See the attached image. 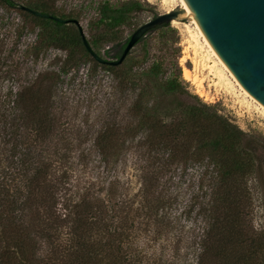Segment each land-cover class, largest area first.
<instances>
[{
    "label": "trees",
    "instance_id": "obj_1",
    "mask_svg": "<svg viewBox=\"0 0 264 264\" xmlns=\"http://www.w3.org/2000/svg\"><path fill=\"white\" fill-rule=\"evenodd\" d=\"M59 1L0 0V6L18 9L32 30L38 28L28 46L33 62L51 48L65 54L55 56L59 69L39 71L0 93V264H148L140 239L175 226L170 181L192 162L206 163L205 176L210 174V191L198 211L206 225L192 237L194 264H264V229L254 225L249 184L256 175L264 188V141L192 94L163 60L145 65L147 51H130L119 65L97 61L71 22L81 14ZM88 3L98 10L92 23L101 33L88 41L99 55L103 43L147 9L141 0ZM129 39L117 44V59ZM85 62L91 70L110 71L116 88L131 95L122 121L107 120L95 130L92 149L98 156L91 168V147L64 137L56 109L64 76ZM130 154L140 155L135 192L119 170L120 158ZM79 169L91 173L80 176Z\"/></svg>",
    "mask_w": 264,
    "mask_h": 264
},
{
    "label": "rangeland",
    "instance_id": "obj_2",
    "mask_svg": "<svg viewBox=\"0 0 264 264\" xmlns=\"http://www.w3.org/2000/svg\"><path fill=\"white\" fill-rule=\"evenodd\" d=\"M141 1L147 9L138 13L130 25L123 26L115 40L103 43L98 49L103 58L116 60L120 47L117 44L124 42L138 27L153 19L155 13L160 15L182 6L181 0ZM88 2L89 0H60L59 5L67 11L81 14L79 21L91 40L93 35H100L101 29L92 23L98 14L96 4ZM26 19L18 9L0 6L1 94L6 93L9 88L16 89L39 71L59 69L60 65L55 63V56H65L60 50L51 48L38 62H33V57L28 54V46L35 42L38 28L32 30ZM194 20L176 19L168 30L152 31L131 50V54L147 51L145 65L157 58L163 60L167 67L180 73L192 94H197L203 101L215 105L221 114L244 131L264 141V109L239 83ZM108 49L110 54H107ZM92 67V63L85 62L80 70L65 75L58 88L56 103L59 130L64 137L70 136L73 140H79L82 147H91L90 168L98 156L92 149L95 130L107 120L122 121L131 97L129 92L123 94L116 88V81L110 71L103 67L91 70ZM186 69L191 71L192 78L198 76L202 83L201 88L193 79L186 78ZM201 90L205 94L201 95ZM139 156L138 154L133 157L130 154L127 160L120 158L121 178L128 182L131 192L140 187ZM206 168V163L192 162L186 169L175 170L170 181L174 196L171 215L177 221L175 226L164 230L161 235L154 233L140 239L146 263L194 264L192 237L206 225V217L198 212L210 191V174L205 176ZM87 173H91L90 169L76 171L80 176ZM249 184L254 198L253 222L257 229H264V188L256 175L251 177Z\"/></svg>",
    "mask_w": 264,
    "mask_h": 264
},
{
    "label": "water",
    "instance_id": "obj_3",
    "mask_svg": "<svg viewBox=\"0 0 264 264\" xmlns=\"http://www.w3.org/2000/svg\"><path fill=\"white\" fill-rule=\"evenodd\" d=\"M209 43L243 88L264 107V0H183ZM33 14L67 20L27 8ZM182 8L160 14L138 27L130 36L120 58L107 60L92 48L79 20L73 19L83 34L84 43L99 62L119 65L140 39L160 25L187 18Z\"/></svg>",
    "mask_w": 264,
    "mask_h": 264
},
{
    "label": "bare ground",
    "instance_id": "obj_4",
    "mask_svg": "<svg viewBox=\"0 0 264 264\" xmlns=\"http://www.w3.org/2000/svg\"><path fill=\"white\" fill-rule=\"evenodd\" d=\"M182 1V6H181V8L182 9H184L185 10V13H184V15L187 17V18H190V19H192V20H194L195 18L193 17V15L191 14V12L189 11V9H188V7L186 6V4H185V2L183 1V0H181ZM195 21V20H194ZM193 58V57H192ZM197 58V57H196ZM222 62V61H221ZM223 63V62H222ZM185 76H186V78L187 79H193V82L194 83H197L198 84V86L201 88V86H202V83H201V81L199 80V78H197V77H194V78H192V74H191V71H189L188 69H186L185 70ZM203 89V88H202ZM200 93H201V95H203V94H205L202 90L200 91ZM252 96V95H251ZM253 97V96H252ZM255 102H257L263 109H264V107L253 97L252 98Z\"/></svg>",
    "mask_w": 264,
    "mask_h": 264
}]
</instances>
